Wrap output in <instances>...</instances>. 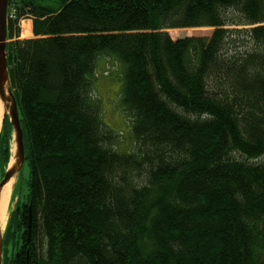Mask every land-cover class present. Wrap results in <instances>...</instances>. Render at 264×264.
<instances>
[{
  "label": "trees",
  "instance_id": "1",
  "mask_svg": "<svg viewBox=\"0 0 264 264\" xmlns=\"http://www.w3.org/2000/svg\"><path fill=\"white\" fill-rule=\"evenodd\" d=\"M7 5L29 176L5 264H264V0ZM24 18L33 37L19 39ZM185 27L212 31L167 32ZM101 56L121 79L130 151L92 92ZM11 135L4 119L0 177Z\"/></svg>",
  "mask_w": 264,
  "mask_h": 264
},
{
  "label": "rangeland",
  "instance_id": "2",
  "mask_svg": "<svg viewBox=\"0 0 264 264\" xmlns=\"http://www.w3.org/2000/svg\"><path fill=\"white\" fill-rule=\"evenodd\" d=\"M27 24L29 29L26 33L23 24ZM19 26V39L31 38L32 35V23L30 18L21 19L18 23ZM24 27V25H23ZM212 31L211 27H190V28H173L167 29L168 34L172 39H177L185 36H208ZM8 41V40H7ZM105 63H108L106 65ZM95 75L92 78V92L100 102V114L101 119L105 125H107L113 132L116 133L118 138L123 142L121 145L124 146V151H130L132 149L131 141L129 140L130 136V123L122 110L121 102L119 99L121 79H119L113 63L108 61V58L101 56L96 63ZM17 109V108H16ZM5 119L8 120L6 117ZM1 128V126H0ZM15 151V144L13 142V135H11L10 143V158L7 166L13 163L12 157ZM6 166V168H7ZM5 168V170H6ZM5 172V171H4ZM4 174V173H3ZM3 174L0 177V181L3 178ZM29 176V169L27 165H24L20 171L19 181L17 182L18 175L13 177V189L9 201V210H8V219L10 212L15 207V204L20 200H24L26 193V180ZM10 179V180H11ZM7 219V224H8ZM7 227V226H6ZM4 234V232H3ZM2 234V235H3ZM12 254L11 244L4 243L2 245V264H5V261Z\"/></svg>",
  "mask_w": 264,
  "mask_h": 264
},
{
  "label": "water",
  "instance_id": "3",
  "mask_svg": "<svg viewBox=\"0 0 264 264\" xmlns=\"http://www.w3.org/2000/svg\"><path fill=\"white\" fill-rule=\"evenodd\" d=\"M8 0H0V101L3 105L2 126L7 117L11 126L15 151L12 157L13 163L7 166L3 178L0 181V191L11 178L16 177L24 164V148L22 130L20 127L15 100L9 85L5 45L7 42L6 9ZM2 234L0 233V264H2Z\"/></svg>",
  "mask_w": 264,
  "mask_h": 264
},
{
  "label": "bare ground",
  "instance_id": "4",
  "mask_svg": "<svg viewBox=\"0 0 264 264\" xmlns=\"http://www.w3.org/2000/svg\"><path fill=\"white\" fill-rule=\"evenodd\" d=\"M10 11H13L12 16L9 15ZM14 14H15L14 9L10 8L7 5V9H6L7 23L8 21H11L12 19H14L15 17ZM23 25H22V28H24L25 30L24 32H26L27 34L30 33V32H27V30L29 29L28 25L25 23ZM2 115H3V105L0 101V124H1ZM12 189H13V179H11L6 185H4L0 191V233L1 234H3L7 226L9 201H10Z\"/></svg>",
  "mask_w": 264,
  "mask_h": 264
},
{
  "label": "built area",
  "instance_id": "5",
  "mask_svg": "<svg viewBox=\"0 0 264 264\" xmlns=\"http://www.w3.org/2000/svg\"><path fill=\"white\" fill-rule=\"evenodd\" d=\"M13 11H10L9 15L12 16Z\"/></svg>",
  "mask_w": 264,
  "mask_h": 264
}]
</instances>
